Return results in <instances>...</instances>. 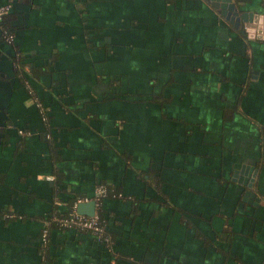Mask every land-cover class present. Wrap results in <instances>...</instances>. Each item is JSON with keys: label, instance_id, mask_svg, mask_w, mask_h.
I'll list each match as a JSON object with an SVG mask.
<instances>
[{"label": "crops", "instance_id": "0c3cea01", "mask_svg": "<svg viewBox=\"0 0 264 264\" xmlns=\"http://www.w3.org/2000/svg\"><path fill=\"white\" fill-rule=\"evenodd\" d=\"M9 3L0 264H264V28L210 0ZM100 184L109 243L52 228L43 245L46 217Z\"/></svg>", "mask_w": 264, "mask_h": 264}, {"label": "built area", "instance_id": "2783aa9c", "mask_svg": "<svg viewBox=\"0 0 264 264\" xmlns=\"http://www.w3.org/2000/svg\"><path fill=\"white\" fill-rule=\"evenodd\" d=\"M10 8H11L10 3L5 4V5H0V21L2 20L3 15L6 14L10 10ZM5 37H6L7 42L9 43L12 42L13 40L12 34L7 33ZM26 85L28 86L29 83L26 82ZM29 92L31 95H33V99L35 103L37 104V106L40 108L41 111H43L44 107H42L41 102L34 96V93L31 88ZM107 195H108V191L103 184H100L96 187L94 196L90 198V199L95 200V212L92 216L79 214L76 211L77 203L88 201L89 198L79 199L73 205L71 211L69 212L67 216H59L57 214L52 215L50 219L44 222V226L42 228L41 239H42L43 245H45L47 242L49 227L51 223H55L58 226L71 228V229H74L80 232H88L94 237V239L97 242L108 244L110 241V238L107 235L105 231V227L99 220V217L97 214V211L101 205L100 203L101 199L106 197Z\"/></svg>", "mask_w": 264, "mask_h": 264}, {"label": "water", "instance_id": "95a60500", "mask_svg": "<svg viewBox=\"0 0 264 264\" xmlns=\"http://www.w3.org/2000/svg\"><path fill=\"white\" fill-rule=\"evenodd\" d=\"M211 4L219 9L220 13L229 20L235 28L246 36L253 37L252 33L256 32L260 37L262 34V24L264 19L261 15H257L252 11L239 12L238 7L233 0H210ZM257 31H256V30ZM264 33V31H263ZM76 211L79 214L92 216L95 212V200L89 199L85 202H78L76 205Z\"/></svg>", "mask_w": 264, "mask_h": 264}, {"label": "trees", "instance_id": "16d2710c", "mask_svg": "<svg viewBox=\"0 0 264 264\" xmlns=\"http://www.w3.org/2000/svg\"><path fill=\"white\" fill-rule=\"evenodd\" d=\"M2 21V20H1ZM3 23H5V20H4V22ZM6 24V23H5ZM3 27H6L4 24L2 25ZM4 31H6L7 33H9L8 32V30H6V29H4ZM42 71V70H41ZM45 71L46 70H43L42 71V73H45ZM108 187V186H107ZM111 188L110 187H108V195L106 196V197H111L114 193H116V192H113L114 190H111ZM106 197H104V198H106ZM104 198H102L101 199V201H100V203H102V200L104 199ZM79 199H82L81 197L79 198V197H72V198H70L69 199V201L67 202V210L66 211H64V212H57L56 214L57 215H59V216H67L68 214H69V212L71 211V209H72V207H73V205L79 200ZM97 214H98V217H99V220L101 221V223L104 225V227H106V223H105V216H104V213H103V210H102V206L100 205V207H99V209H98V211H97ZM53 214L51 213V214H49L47 217H46V220H48V219H50L51 218V216H52ZM52 228H61V229H67V230H74V229H71V228H66V227H61V226H58V225H56L55 223H51L50 224V227H49V231L52 229ZM107 228V227H106ZM106 228H105V231H106ZM74 231H77V230H74ZM78 232H80V231H78ZM88 233V232H87ZM106 233H107V231H106ZM108 235V234H107ZM99 243V242H98ZM103 244V243H102ZM103 245H105L106 246V244H103Z\"/></svg>", "mask_w": 264, "mask_h": 264}]
</instances>
